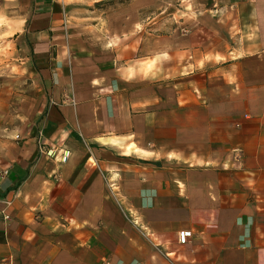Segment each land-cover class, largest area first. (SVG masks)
I'll use <instances>...</instances> for the list:
<instances>
[{"label": "crops", "instance_id": "obj_1", "mask_svg": "<svg viewBox=\"0 0 264 264\" xmlns=\"http://www.w3.org/2000/svg\"><path fill=\"white\" fill-rule=\"evenodd\" d=\"M188 3L155 32L136 1L32 0L39 107L0 120V264H264V0Z\"/></svg>", "mask_w": 264, "mask_h": 264}, {"label": "rangeland", "instance_id": "obj_2", "mask_svg": "<svg viewBox=\"0 0 264 264\" xmlns=\"http://www.w3.org/2000/svg\"><path fill=\"white\" fill-rule=\"evenodd\" d=\"M75 4L86 11L95 9L99 15L111 14L117 8L120 14L128 15L127 7L136 1L140 12L138 30H144V21L150 24L147 29L160 31V19L167 15V6L172 9L169 15H184L194 12L191 0H61ZM89 1L91 6L84 4ZM190 4V5H189ZM94 5V6H93ZM32 7V0H0V120L8 116L9 123L19 121L18 117H27L38 110L39 105L33 103L34 89L30 86L27 67L23 61L17 36L21 26L27 20ZM125 9V11H124ZM181 10V11H178ZM164 11L163 14L161 12ZM84 14H88L85 12ZM152 19V22L150 20ZM141 27V28H140Z\"/></svg>", "mask_w": 264, "mask_h": 264}, {"label": "built area", "instance_id": "obj_3", "mask_svg": "<svg viewBox=\"0 0 264 264\" xmlns=\"http://www.w3.org/2000/svg\"><path fill=\"white\" fill-rule=\"evenodd\" d=\"M3 218L4 219H7V215L3 213ZM191 236V232L190 231H180L177 235V238H178V243L180 245H185L188 241V239L190 238Z\"/></svg>", "mask_w": 264, "mask_h": 264}]
</instances>
